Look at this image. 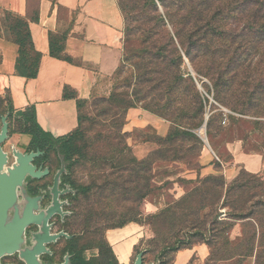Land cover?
Masks as SVG:
<instances>
[{
	"label": "trees",
	"instance_id": "16d2710c",
	"mask_svg": "<svg viewBox=\"0 0 264 264\" xmlns=\"http://www.w3.org/2000/svg\"><path fill=\"white\" fill-rule=\"evenodd\" d=\"M38 1L29 0L28 19L4 11L7 37L18 46L15 71L27 79L37 76L42 56L29 30V22L38 21ZM116 3L123 18L122 53L110 76L108 95L80 99L65 86L63 98L76 102L77 126L61 136L41 128L34 106L14 118L15 129L30 134V148L43 153L54 150L70 169L83 166L84 185H76L68 176L65 181L86 195L89 208H118L106 213L85 244L96 248L97 255L85 259L78 251L68 264H119L104 230L128 223L150 231L140 240L146 245L142 259L146 254L158 256V264H165L172 252L195 244L209 249L203 264H243L250 258L253 264H264V178L242 167L227 179L222 170L233 158L227 147L218 148L221 141L239 140L243 152L260 154L264 163V0ZM66 38L67 32H49V55L79 65L64 53ZM200 76L208 82L207 88L203 86L207 94L228 110L227 122L215 104L206 110L209 99L197 87ZM131 107L169 123L164 136L147 139L156 147L142 158L134 155L127 141L131 134L124 129ZM84 108L94 111L92 125L98 126L91 137ZM206 114L214 172L201 175L205 143L199 129ZM157 164L172 167L163 172L162 183L156 180ZM185 171L195 177L181 175ZM171 176L175 179H168ZM174 184L183 189L178 197ZM150 196L166 200L160 207L153 202L156 207L147 210ZM237 225L240 233L231 237Z\"/></svg>",
	"mask_w": 264,
	"mask_h": 264
},
{
	"label": "crops",
	"instance_id": "0c3cea01",
	"mask_svg": "<svg viewBox=\"0 0 264 264\" xmlns=\"http://www.w3.org/2000/svg\"><path fill=\"white\" fill-rule=\"evenodd\" d=\"M37 8L38 21H30L29 30L34 47L42 56L37 76L27 79L15 71L18 46L7 37L4 11L28 19L29 0H0V97L9 98V102L4 100L12 121L25 108L34 106L35 118L41 128L61 136L77 126L76 102L74 98H63L65 86L74 90L80 99L107 93L108 81L121 58L123 18L116 0H39ZM49 32H67L64 53L78 60L79 65L49 55ZM126 120V131L149 126L159 136H164L169 126L165 120L140 107L129 108ZM30 140V134L14 129L8 121L7 137L1 143V149L7 155L6 144L14 153L22 154L29 148ZM141 145L146 151L142 156L156 147L150 141ZM202 166L201 169L205 165ZM183 176L194 178L195 173L185 171ZM176 191V196L183 193L177 187ZM117 231L120 229L107 233L116 257V247L125 242H121ZM196 249L202 247L179 250L174 264H184L191 251ZM203 252L206 255L205 250ZM127 261L128 256L125 262L118 259L121 264Z\"/></svg>",
	"mask_w": 264,
	"mask_h": 264
},
{
	"label": "rangeland",
	"instance_id": "374dc122",
	"mask_svg": "<svg viewBox=\"0 0 264 264\" xmlns=\"http://www.w3.org/2000/svg\"><path fill=\"white\" fill-rule=\"evenodd\" d=\"M199 79H201V81H198L197 84H200L201 88L198 86L197 87L209 99L206 110H209L210 104H215L219 108V111L223 113L221 115L222 119L227 122L225 113H227L228 110L213 101L211 96L207 94L205 91V88L208 87L207 80L201 76ZM110 87L111 82L108 81L107 93L102 96L108 95ZM82 113L87 114L89 118V120L86 122V126L90 127L91 131L87 136L91 137L94 134L96 128H98L97 125H92L95 116L94 111L91 108H84L82 109ZM7 115L9 117L7 121H11V125L14 126V129L17 128V122L15 120L12 121L13 117L9 115V112H7V106L5 104L4 98H0V127H2L3 121L5 120L4 118ZM128 132H130L131 136L127 141L134 155L137 158L144 157L149 151L144 156H142L146 151L141 143L146 142L147 139L155 140L157 137L155 130L147 126L139 130H135V128H133ZM199 135L205 143V147L202 149L200 156V161L205 166L200 170V172L201 174L213 173V167L209 164L213 160V153L210 147L206 144L207 137L204 128L201 127L199 129ZM204 138H206V140H204ZM150 142H152L153 146H156L153 141ZM5 146L8 154L1 172L8 173L9 170L18 163L16 154L9 149L8 145L5 144ZM224 147H227L233 158L232 162L225 164L222 170V174H224L227 179H231L232 176H235L242 167L249 172L259 173L264 178V163L260 154L254 152H243L241 149V142L239 140L229 143L221 141L218 148L224 149ZM35 153H38L36 156L41 158L39 165H35L33 164V161H31V164L34 166L36 171L39 172V176H37L39 179L36 181L38 184H47L48 191L43 197L32 198L25 193V190L22 189L21 185H18L15 190L14 202L7 209L5 224H10L15 215L22 216L26 209H29L32 214L38 216L40 220L38 221V224H30L28 227L23 229L21 240L17 243V249L15 251H0V264H27L22 253L30 251L37 246L38 240L44 238L45 236V228L48 230L51 239L43 243V251L36 256L38 264H66L68 252L72 246L70 241L71 236L69 235V231L67 229L71 221L67 220V218L71 216L70 219H75L80 223V226L76 230L80 233V237H82V239L78 242L79 246L86 244L87 240L91 238V231L101 224L102 218L106 215V213H108L109 210H112V212L116 210L118 211L116 206L110 207L108 209L98 205L92 209L89 208V201H87L86 195L82 191L72 189L71 185H69V181H65L66 177L68 176L75 182L76 185H84L87 181V174L84 171L83 166L77 165L72 169L68 168V165H65L61 161L58 153H56L54 150H49L43 155H40V152ZM168 169H172V167H166V165L163 164L155 165V172L158 174L156 180L158 182L162 183L166 179L163 176V172ZM26 177V180H28V178H32L34 176L26 175ZM168 179L173 180L175 179V176H171ZM60 184L66 185V189H60ZM173 187L175 191V197H178L176 196V187L180 188L181 190L183 189L177 184H174ZM171 192L172 190H170V193ZM165 194H169L168 191H165ZM165 200L166 199L164 197L153 198L150 196L148 198L147 210L152 209V207H156L153 202L157 201L158 206L160 207V205L162 206L164 204ZM73 201H76L77 203L76 208H72V206L74 207L75 204ZM122 228L124 230H122ZM122 228H117L120 229V231L117 232L120 234L119 239L121 242H125L119 246L127 249L126 254L128 256V261L126 264H133L136 256L146 246L145 243L140 242V240L150 236V231L146 227L137 223H128ZM109 230H116V228L104 230V236L107 240V233ZM239 233L240 226L237 225L231 231V237H235L236 235H239ZM135 245L136 247H134ZM195 246H201L202 249L191 251V255L189 258H187L184 264H189L191 260V264H203L206 260L209 254V249L205 244H195L189 248H183V250L192 249ZM203 250H205L206 255ZM177 252H172L169 255V260H167L165 264H174ZM83 255L86 258L97 255V249L90 247L84 251ZM142 264H158V256L155 257L154 255L146 254L144 259H142ZM216 264H234V262L221 261ZM243 264H253V259H247L243 262Z\"/></svg>",
	"mask_w": 264,
	"mask_h": 264
},
{
	"label": "water",
	"instance_id": "95a60500",
	"mask_svg": "<svg viewBox=\"0 0 264 264\" xmlns=\"http://www.w3.org/2000/svg\"><path fill=\"white\" fill-rule=\"evenodd\" d=\"M193 73L192 69L190 68ZM201 88L200 84H197ZM208 114L205 115L202 128L205 129ZM5 119V118H4ZM7 137V123L3 121L0 130V247L7 244L9 250L13 252L17 249V243L21 240L23 229L29 223L36 221V216L31 214L29 209H26L21 217L15 215L10 224H5V217L7 209L13 204L15 199V190L18 185H21L26 174L37 177L39 172L35 171L31 161L38 153L30 152L28 154H21L15 152L17 156V165L9 170L8 173L1 172V169L6 162V154L1 149V143ZM206 140V138H204ZM208 145V142L206 143ZM209 146V145H208ZM45 236L38 240L37 246L32 250L23 252L27 264H38L36 256L43 251V243L50 240L48 230L45 228ZM15 241H17L15 243ZM2 251V250H1ZM142 251L136 256L133 264H142Z\"/></svg>",
	"mask_w": 264,
	"mask_h": 264
},
{
	"label": "flooded vegetation",
	"instance_id": "af4514ba",
	"mask_svg": "<svg viewBox=\"0 0 264 264\" xmlns=\"http://www.w3.org/2000/svg\"><path fill=\"white\" fill-rule=\"evenodd\" d=\"M9 117H8V115L5 117V121H7V119H8ZM7 123H8V121H7ZM1 128L2 127H0V130H1ZM30 152H40V155H43L44 153L42 152V151H39V150H35V149H32V148H28L27 150H26V152H23L22 154H28V153H30ZM7 153H8V151H7ZM7 156V155H6ZM35 157V156H34ZM33 157V159H32V161H33V164H35V165H39V162L41 161V158H38V156H36L35 158ZM38 158V159H37ZM35 171H36V169H35ZM26 175H29V174H26ZM26 176H25V178L23 179V181H22V183H21V187H22V189H24L25 190V193L28 195V196H30V197H32V198H35V197H43V196H45L46 195V193H47V191H48V187H47V184H38L37 183V179H39V178H37V177H32V178H28V180H26ZM35 179V180H34ZM34 182H36V183H34ZM70 185V184H69ZM72 188V187H71ZM60 189H66V185H63V184H60ZM73 189V188H72ZM73 202H75V204H74V207L72 206V208H76V206H77V203H76V201H73ZM31 213V212H30ZM32 214V213H31ZM34 215V214H33ZM36 216V215H35ZM19 217H21V216H19ZM71 218V216L70 217H68L67 218V220H69V221H71L70 223H69V225H68V231H69V235L71 236V238H70V241H71V244H72V246H71V248L69 249V252H68V258H67V262H66V264H68V261H69V258L73 255V254H75L76 252H78V251H80L81 252V255H82V257H84V255H83V253H84V251L86 250V249H89L90 247H85V245L83 244V245H79L78 246V242L82 239V237H80L81 235H80V233L79 232H77L76 230L78 229V227L80 226V223L78 222V221H76L75 219H70ZM40 219L38 218V216H36V221H33L32 223H29L28 225H26L25 226V228L26 227H28L30 224H38ZM95 256V255H94ZM91 257H93V256H91ZM91 257H89V258H86V257H84L85 259H90ZM118 260V259H117ZM27 263V262H26Z\"/></svg>",
	"mask_w": 264,
	"mask_h": 264
},
{
	"label": "bare ground",
	"instance_id": "6f19581e",
	"mask_svg": "<svg viewBox=\"0 0 264 264\" xmlns=\"http://www.w3.org/2000/svg\"><path fill=\"white\" fill-rule=\"evenodd\" d=\"M16 242H17V241H15V243H16ZM1 250H9L8 245L5 244V245L1 246V247H0V251H1ZM115 250H116V253H117V258H118L121 262H125L126 259H127V254H126L127 249H125V248L122 247V246H118V247H116Z\"/></svg>",
	"mask_w": 264,
	"mask_h": 264
}]
</instances>
